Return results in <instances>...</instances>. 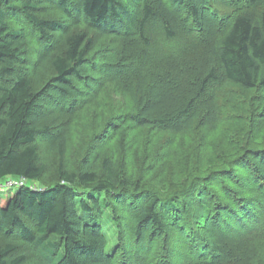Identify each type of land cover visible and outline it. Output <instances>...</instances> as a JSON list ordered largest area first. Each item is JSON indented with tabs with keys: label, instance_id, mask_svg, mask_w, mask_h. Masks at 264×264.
Instances as JSON below:
<instances>
[{
	"label": "trees",
	"instance_id": "trees-1",
	"mask_svg": "<svg viewBox=\"0 0 264 264\" xmlns=\"http://www.w3.org/2000/svg\"><path fill=\"white\" fill-rule=\"evenodd\" d=\"M45 1L0 0V182L10 176L27 182L0 198V234L12 237L0 243V264H27L29 252L36 264H135L134 250L139 254L136 247L140 245L123 248L118 230L117 243L109 244L102 225L110 212L114 214L115 206L109 202L130 210L136 242L148 228V234L154 235L169 226L185 236L186 264H246L253 258L255 236L264 237L262 203L252 211L224 212L222 208L211 220L204 219L217 233L235 237L233 244L219 247L207 230L198 233L196 213L184 215L202 206L206 198L201 191L161 193L157 185L164 183L162 176L128 172L112 154L84 160L70 170L65 142L57 139L52 145L58 155L55 180L43 181L47 167L40 161L37 141L51 134V126L44 121L49 113L45 100L58 105L62 98L68 104L75 102L71 99L75 81L92 46V38L82 31H70L61 20L41 17ZM51 1L75 27L86 24L103 34L133 38L131 42L141 51L155 44L146 36L152 23L162 32L163 41L178 42L174 50L168 48L170 43L162 47L157 67L149 68L138 87L133 86L139 88L138 111L122 118L121 127L130 122L139 128L178 133L198 118L205 124L216 120L217 113L206 99L212 85L228 81L244 89L264 90V8L247 7L264 0H170V5L166 0ZM172 5L185 8L186 23ZM206 28L219 31L201 43ZM62 31L65 35L57 40L54 34ZM27 33L34 34L36 43L30 59L24 49ZM202 55L205 60L199 65ZM143 62V56L134 54L118 63L132 65V70L136 67L135 73ZM249 152L251 157L262 154L264 160V147ZM147 182L153 184L149 189ZM202 191L207 192L209 203L219 205L214 190ZM245 202L244 210L252 204Z\"/></svg>",
	"mask_w": 264,
	"mask_h": 264
},
{
	"label": "rangeland",
	"instance_id": "rangeland-1",
	"mask_svg": "<svg viewBox=\"0 0 264 264\" xmlns=\"http://www.w3.org/2000/svg\"><path fill=\"white\" fill-rule=\"evenodd\" d=\"M166 2L171 4L170 0ZM247 7L259 10L264 8V1ZM172 10L180 15L182 23H186V11L182 5H172ZM39 15L61 20L68 30L77 29L92 38L87 64L80 67L81 77L75 81L77 88H73L71 99L75 102L68 104V100L64 101L62 98V103L58 105L51 99L45 100L44 107L49 109V113L44 121L51 126V134L37 141L40 161L47 167L43 181L50 183L55 180L54 169L58 155L52 145L57 139L65 142V163L70 170L76 169L84 160L100 159L104 154H112L128 172L133 171L135 175L147 174L148 178L162 176L164 183L157 185L160 188L157 191L161 193L172 194L174 190H187L192 195V190L201 191L206 198L202 199V208L198 206L193 211H184V215L196 213L199 224L196 226L198 230H195L201 234L207 230L219 247L236 242L232 235L217 233L204 219L211 220V216L222 208L223 211L238 212L252 211L255 205L259 208L261 203L264 207V198H261L264 194V182H261L264 180L263 155L251 157L249 154L251 150L264 147V90L258 87L244 89L228 81L212 85L206 99L217 113L216 120L205 124L202 118H198L193 125L178 133L150 130L149 127L139 128L130 122L121 127L118 123L122 118L128 119L138 111L139 88L133 86L136 84L138 87L143 75L149 73V68L157 67L156 60L161 56L159 51L170 42L163 41L162 32L152 23L148 25L149 32L146 36L154 39L155 44H150L141 51L136 42H131L133 38L121 39L103 34L86 24L75 27L51 0L41 5ZM15 25L18 27L19 24ZM185 27L189 30L190 25L186 24ZM211 31L210 28L205 29L200 38L201 43L208 41L212 35L217 36L219 30ZM27 34L24 49L30 59L34 58L31 50L36 43L32 40L34 34ZM55 35H58L59 40V37L65 35V31L54 34V37ZM177 45L178 42H173L168 48L174 50ZM58 50L59 47H56L57 52ZM134 54L143 56L144 61L143 66L139 63L140 70L135 73L136 67L133 66L132 70V65L129 67L126 63H118L120 58ZM202 56L199 65L205 60V55ZM110 64L118 67L112 68ZM255 168L261 174L255 173ZM15 178L10 176L3 181ZM145 185L148 189L153 186L148 182ZM154 186L156 187L155 184ZM205 188L214 190L216 196L213 198L219 201V205L208 202L207 192L202 191ZM18 189V185L4 187L0 198L8 193H15ZM245 201L252 204L244 210ZM108 205L115 206L114 214L110 212V217L102 220L109 244L113 246L117 243L118 230L123 248L134 246L133 243L140 245L136 247L139 254H135L134 250L135 264H142L140 259L151 260L153 264L158 261L160 264L187 263V242L181 230L166 226L162 232L149 235L148 228L136 242L132 237L134 223L133 215L128 212L130 210L113 202ZM110 208L105 209L107 213ZM7 236L0 234V243L12 239L11 235ZM255 237L253 258H248L246 264H264V237ZM35 259L34 254L29 252L27 264H36Z\"/></svg>",
	"mask_w": 264,
	"mask_h": 264
},
{
	"label": "built area",
	"instance_id": "built-area-1",
	"mask_svg": "<svg viewBox=\"0 0 264 264\" xmlns=\"http://www.w3.org/2000/svg\"><path fill=\"white\" fill-rule=\"evenodd\" d=\"M23 184H27V182H26V179L25 178H23V177H21V178H19V177H17V178H15L14 180H12V179H10V180H6V181H1L0 182V191H2L3 190V188L4 187H11L12 185H18V186H21V185H23Z\"/></svg>",
	"mask_w": 264,
	"mask_h": 264
}]
</instances>
